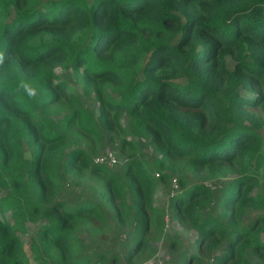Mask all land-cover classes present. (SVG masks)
Segmentation results:
<instances>
[{
	"label": "trees",
	"instance_id": "trees-1",
	"mask_svg": "<svg viewBox=\"0 0 264 264\" xmlns=\"http://www.w3.org/2000/svg\"><path fill=\"white\" fill-rule=\"evenodd\" d=\"M0 54V212L14 218L0 220V264H30L17 232L42 219L30 244L39 264H117V255L82 248L84 224L107 232L102 206L58 199L65 177L87 169L105 175L115 222L136 236L127 262L169 238L152 195L158 180L178 176L168 207L196 231L200 256L174 251L172 264H262L264 214L243 220L264 210V0H0ZM57 68L71 69L97 99V119ZM61 100L71 111L56 121L51 106ZM73 124L111 143L108 133L123 134L129 159L120 173L91 167L80 148L67 151ZM138 138L160 157L147 162ZM228 175L219 190L204 183Z\"/></svg>",
	"mask_w": 264,
	"mask_h": 264
},
{
	"label": "rangeland",
	"instance_id": "rangeland-1",
	"mask_svg": "<svg viewBox=\"0 0 264 264\" xmlns=\"http://www.w3.org/2000/svg\"><path fill=\"white\" fill-rule=\"evenodd\" d=\"M228 67H233V62L227 59ZM56 73L61 81H65L72 91H75L81 98L84 106L95 116L97 119L100 110L99 103L94 96H85L82 92L81 82L75 78L71 69L57 68ZM115 96V95H114ZM51 111L53 116H55L56 121H60L63 117L70 113V108L64 101H59L53 106H51ZM122 124L127 126V117L123 116ZM264 134V130L262 132ZM71 137L67 142V151L73 146L80 148L87 152L90 156V165L93 166H103L109 169L111 172L120 173L121 167L128 161L129 150L123 146L121 148V138L122 133L119 131H113L108 133V137L113 138V143L107 141L108 139H97L96 136L90 133H85L79 129L76 124L70 127ZM130 136H128V139ZM137 145L143 153L144 159L151 163L160 157V153L155 150L150 143L143 141L142 139H136ZM25 145V156H30V151ZM69 147V149H68ZM111 153L116 158V163L113 166H107L104 164L96 163L95 159L99 156ZM153 175L156 179H159L158 172L153 170ZM178 176H174L171 182L166 185L160 180L157 181V186L155 187L152 195V208L160 209L164 212V219L166 225L164 231L168 234L169 238L167 241L163 238L152 239L149 243V251L138 252L133 257L132 262L126 261L125 252L127 249L126 242H129L134 235L128 232V228L122 230V228L115 222L114 201H107L102 195V188L105 179V175L101 172H92L91 169L81 170L79 172H71L65 177L63 183V189L58 194V199L61 200L66 207L72 208L76 203L81 201H93L102 206L107 218L109 227L107 232L101 237V234L95 233L92 229H89L87 224L80 230V237L82 239V248L88 256H95L97 253L106 252L107 254L117 255V264H172L176 256L173 257V252L186 251L189 255L196 257L200 256V252L196 245L197 233L194 229L185 227L184 223L179 221L172 215L168 204L171 196L176 192L181 190V187H177V182L175 180ZM234 178L233 175H228L226 178L222 179V182L218 180H207L204 183L208 185L213 190L221 189L223 182H228L230 179ZM189 183H197V180L191 176H188ZM257 190L252 191L250 194L254 195ZM5 195V191L0 192V196ZM129 201L131 202V197L129 196ZM208 213L211 209H208ZM264 214V210H251L248 212L247 216L244 218V224H251L257 220V218ZM6 219L12 225L14 224V218L10 211H6L4 214L0 212V220ZM46 223V220H39L37 222H26L24 233L17 232L21 243L23 245L24 251L30 264H39L35 258L34 254L30 249V244L32 239L35 237L37 230ZM155 214L153 211L150 212V224L148 226V231L146 235H150L155 229ZM261 241L264 242V232L261 234ZM136 238V236L134 237ZM171 238H176L179 242L174 243V248L169 246V241ZM132 245V244H131ZM134 246V245H133ZM152 253L151 257L149 253ZM216 257V254H215ZM248 259L250 261H258L259 259L253 254L252 250H248ZM212 259H204L202 262L197 260L191 262L190 264H211ZM262 264H264V259H262Z\"/></svg>",
	"mask_w": 264,
	"mask_h": 264
},
{
	"label": "built area",
	"instance_id": "built-area-1",
	"mask_svg": "<svg viewBox=\"0 0 264 264\" xmlns=\"http://www.w3.org/2000/svg\"><path fill=\"white\" fill-rule=\"evenodd\" d=\"M95 161L98 164H104V165H107V166H113L116 163V158L114 157L113 154L108 153L106 155L97 157L95 159ZM174 183H176V181Z\"/></svg>",
	"mask_w": 264,
	"mask_h": 264
},
{
	"label": "clouds",
	"instance_id": "clouds-1",
	"mask_svg": "<svg viewBox=\"0 0 264 264\" xmlns=\"http://www.w3.org/2000/svg\"><path fill=\"white\" fill-rule=\"evenodd\" d=\"M2 62H3V54H0V63H2ZM26 90H27V92H28V94L30 96H34L35 95V93H34V91L32 89L28 88Z\"/></svg>",
	"mask_w": 264,
	"mask_h": 264
}]
</instances>
